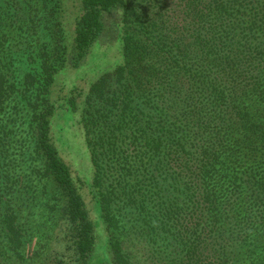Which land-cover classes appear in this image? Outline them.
I'll return each instance as SVG.
<instances>
[{
    "label": "trees",
    "instance_id": "trees-1",
    "mask_svg": "<svg viewBox=\"0 0 264 264\" xmlns=\"http://www.w3.org/2000/svg\"><path fill=\"white\" fill-rule=\"evenodd\" d=\"M79 1L73 40L62 0H35L43 17L24 31L28 50L47 37L39 77L23 82L31 170L51 199L52 253L41 264H264V0ZM118 8L123 62L58 106L56 75L69 55L88 54ZM4 14L0 4V55L15 28ZM57 106L79 113L90 180L75 181L52 141ZM4 201L0 244L23 261L21 217L12 193Z\"/></svg>",
    "mask_w": 264,
    "mask_h": 264
},
{
    "label": "rangeland",
    "instance_id": "rangeland-1",
    "mask_svg": "<svg viewBox=\"0 0 264 264\" xmlns=\"http://www.w3.org/2000/svg\"><path fill=\"white\" fill-rule=\"evenodd\" d=\"M0 1L3 11L6 12L5 21H13L15 25L11 32L5 31L6 35L2 38L5 51L0 55V67L4 66L3 61L8 55L6 50L8 49L12 56L9 55L6 58L5 61H10V65L4 70L9 69L7 74L9 82L16 84V91L13 94L14 102L9 108L8 104L0 106V143H2L0 195L3 196L4 201L8 194L12 193L14 208L20 214L25 235L23 249L25 260H17L13 253L1 243L0 261L3 264H41V262L49 261L52 253L50 244L52 231L49 228L51 225L48 221L49 217H45L46 203L51 199L47 193L49 187L45 188L42 183L40 185L39 182L36 183L34 172L31 170L34 162L29 153L30 136L26 124L29 120L27 106L23 100L25 97L23 82L24 76L30 72L39 77L41 68L37 51L43 47L47 37L46 34L37 36L34 40V47L32 46L34 51L27 49L28 44L24 31L31 24L34 15L39 13L35 9V0ZM62 4L64 6L62 18L66 24L67 36L73 40V27L75 18L80 12V1L62 0ZM37 17L42 19L43 16L38 14L33 19ZM120 18L121 9L119 8L115 12L105 14L104 32L88 54L77 62H74L73 56L69 55L65 68L56 75L55 83L51 88V99L58 106L68 97L73 86L78 87L85 95L100 76L113 72L123 62ZM34 91L37 89L35 88ZM2 107H5L4 112L1 111ZM78 121L79 113H73L65 106L58 107L53 117L52 129V141L63 160L69 165L76 182L90 180L93 173L90 154L85 145L84 130ZM8 154H12L11 159L8 158ZM81 193L91 215L96 217L92 199L85 186L81 189ZM7 207L8 204L4 201L2 209H8Z\"/></svg>",
    "mask_w": 264,
    "mask_h": 264
}]
</instances>
